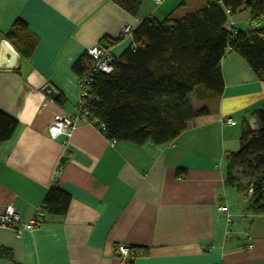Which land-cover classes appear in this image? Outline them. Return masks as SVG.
<instances>
[{
  "label": "crops",
  "instance_id": "0c3cea01",
  "mask_svg": "<svg viewBox=\"0 0 264 264\" xmlns=\"http://www.w3.org/2000/svg\"><path fill=\"white\" fill-rule=\"evenodd\" d=\"M214 1L144 0L133 16L112 0H0V55L2 35L18 18L38 38L30 58L18 53L14 68H0V111L18 122L0 144V212L11 206L28 222L53 184L71 195L64 217L46 218L20 237L0 226V249L13 253L0 264H264V213L250 209L252 193L237 180L226 183V152L240 149L249 119L264 106V82L239 53L223 57L220 97L193 95L210 103L203 106L209 113L171 143L113 142L93 123L70 131L54 120L79 113L73 65L88 48L119 39L109 48L118 58L132 42L124 25L182 17ZM225 26L248 29L249 11L231 15ZM47 84L66 102L47 96ZM229 117L235 123L225 125ZM119 244L133 248L129 262L117 257Z\"/></svg>",
  "mask_w": 264,
  "mask_h": 264
},
{
  "label": "trees",
  "instance_id": "16d2710c",
  "mask_svg": "<svg viewBox=\"0 0 264 264\" xmlns=\"http://www.w3.org/2000/svg\"><path fill=\"white\" fill-rule=\"evenodd\" d=\"M112 1L138 16L144 0ZM225 9H229L231 15L248 10V29L236 32L226 29ZM263 15L264 0H218L206 2L182 17L143 20L133 33L137 51L128 48L120 57H115L114 70L110 74L92 71L83 113L89 120L103 123L102 133L112 141L136 145L175 141L188 128L189 121L209 113L207 107L194 106L192 94L198 99L222 95L221 62L227 52L239 53L264 82ZM2 37L23 58H30L38 44V38L21 18L16 19ZM118 41L106 37L101 46L110 48ZM91 63L85 54L75 62L73 70L81 77L92 70ZM56 99L66 102L62 94ZM253 115L261 127L252 130L248 126L242 133L240 149L226 152V183L234 184L237 168L260 172L252 187L250 209L264 213V106ZM17 125L16 119L0 111V144L12 137ZM177 174H185V170L179 169ZM70 203V193L53 184L41 204L43 223L46 218L64 217ZM0 257L13 260V253L1 248Z\"/></svg>",
  "mask_w": 264,
  "mask_h": 264
},
{
  "label": "built area",
  "instance_id": "2783aa9c",
  "mask_svg": "<svg viewBox=\"0 0 264 264\" xmlns=\"http://www.w3.org/2000/svg\"><path fill=\"white\" fill-rule=\"evenodd\" d=\"M157 5L160 4L163 0H152ZM225 14L227 16V23L229 22L231 11L229 9H225ZM153 16L148 17L147 19H153ZM226 23V24H227ZM226 27V26H225ZM231 32H236L237 30L233 27H226ZM134 28L131 25H124L122 28V34L126 37L132 39L129 48L135 52L137 51V44L134 41L133 33ZM86 56H88L92 63H91V71L86 72L83 76L79 77V89H80V100L78 105L79 113L75 116H68L64 115H55L54 120L55 122L62 123L66 125L70 131L76 128L79 122L86 121L96 125L99 131L105 130V125L103 123H99L97 121H91L87 117L86 114L83 113V107L86 103L87 98L89 97V89L92 83L91 73L94 72H102L105 74H110L114 70L113 60L115 56L112 54L109 48H105L101 45L93 46L88 48L85 51ZM235 122L232 118H227L224 121L225 125H232ZM114 142V141H113ZM67 145V141L64 143ZM249 192H253V188L249 189ZM218 210L226 215L227 221L231 222V216L229 214V207L225 204H220L218 206ZM44 220V213L42 212L41 208H39L36 212L35 217L28 221H22V214L16 211L13 207L8 206L2 212H0V226L2 227H9L16 231L17 235L20 237L22 234L27 230H32L36 227H40L43 224ZM253 247L252 244L248 246L249 249ZM116 255L117 257L123 262H129V260L133 257V248L128 244H119L116 247Z\"/></svg>",
  "mask_w": 264,
  "mask_h": 264
},
{
  "label": "water",
  "instance_id": "95a60500",
  "mask_svg": "<svg viewBox=\"0 0 264 264\" xmlns=\"http://www.w3.org/2000/svg\"><path fill=\"white\" fill-rule=\"evenodd\" d=\"M17 58L18 52L11 46V44L7 40H4L2 42L0 55V68H14ZM43 92L53 99L58 96L57 90L51 84H47L43 88ZM248 123L253 130H258L261 127V124L256 116H252L249 119Z\"/></svg>",
  "mask_w": 264,
  "mask_h": 264
},
{
  "label": "rangeland",
  "instance_id": "374dc122",
  "mask_svg": "<svg viewBox=\"0 0 264 264\" xmlns=\"http://www.w3.org/2000/svg\"><path fill=\"white\" fill-rule=\"evenodd\" d=\"M191 99L196 108H202L203 106H209L210 104L207 101V105L205 102L197 101L193 94L191 95ZM234 173V179L237 180L235 186L242 190L246 189L247 193H249V189L253 187V184L258 181L260 177V172H252L249 171L247 168H237L234 170Z\"/></svg>",
  "mask_w": 264,
  "mask_h": 264
}]
</instances>
